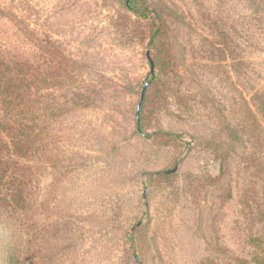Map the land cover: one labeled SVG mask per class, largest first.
Masks as SVG:
<instances>
[{
    "label": "rangeland",
    "instance_id": "374dc122",
    "mask_svg": "<svg viewBox=\"0 0 264 264\" xmlns=\"http://www.w3.org/2000/svg\"><path fill=\"white\" fill-rule=\"evenodd\" d=\"M147 1L168 28L177 72L146 130L175 134L181 146L156 145L136 127L152 73L145 27L126 25L103 0H0L76 69L71 110L51 141L58 168L39 165V246L22 249V264H200L220 258V246L239 247L242 174L231 135L248 118L244 101L257 92L264 98V0ZM0 46L31 53L3 18ZM212 139L228 142L230 169L219 183L209 180L221 174V161L201 146ZM189 175L198 179L192 188ZM10 232L0 224V264H8ZM44 239L51 244L41 245Z\"/></svg>",
    "mask_w": 264,
    "mask_h": 264
},
{
    "label": "trees",
    "instance_id": "16d2710c",
    "mask_svg": "<svg viewBox=\"0 0 264 264\" xmlns=\"http://www.w3.org/2000/svg\"><path fill=\"white\" fill-rule=\"evenodd\" d=\"M103 2L118 8L117 15L126 25L145 27L148 31L154 71L148 77L145 94L141 95L136 111L139 134L156 145H183L175 134H149L146 130L157 106L170 93L171 80L177 72L176 54L166 24H158L147 0ZM0 18L6 19L20 33L31 51L11 55L0 46V224L11 231L8 264H22L26 258L22 249L31 246L29 251H34L39 246L42 227L39 218L42 202L36 186L39 165L46 160L51 167H56L57 155L53 154L51 144L55 137L54 125H61L63 117L66 118L71 110L73 102L68 100V90L73 86L76 69L72 67L73 61L49 37L41 39L34 24L1 3ZM209 24L214 33L217 22ZM224 44L228 45L226 38ZM61 90L62 100L58 103ZM254 96L257 99L252 103L244 101L248 118L244 124L240 120L235 122L231 135L235 145L231 151L235 157V171L242 174V182L237 183L235 191L238 205L242 207V220H237L234 228L239 247L232 252L220 246V258L215 262L203 260L200 264H264V98L258 92ZM78 98L82 100L81 106L86 107L87 99L83 95ZM227 145L222 139L206 140L201 144L221 161L219 177L208 179L212 183L221 182L229 172ZM65 156L63 154L64 163L67 162ZM168 177L163 173L156 175V178ZM186 180L192 188L198 179L189 175ZM42 242L51 244L49 239L41 240V245ZM225 252L229 253L228 261L224 260Z\"/></svg>",
    "mask_w": 264,
    "mask_h": 264
},
{
    "label": "water",
    "instance_id": "95a60500",
    "mask_svg": "<svg viewBox=\"0 0 264 264\" xmlns=\"http://www.w3.org/2000/svg\"><path fill=\"white\" fill-rule=\"evenodd\" d=\"M147 59H148V61H149L150 64H151V71L153 72V71H154L153 62H152V60H151V58H150L149 53L147 54ZM145 89H146V87H145ZM145 89L143 90V94H142V95L145 94Z\"/></svg>",
    "mask_w": 264,
    "mask_h": 264
}]
</instances>
